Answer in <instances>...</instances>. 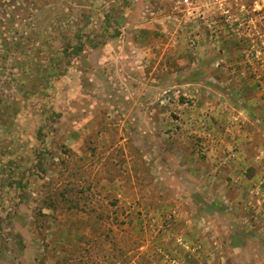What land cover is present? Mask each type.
<instances>
[{
  "label": "rangeland",
  "instance_id": "374dc122",
  "mask_svg": "<svg viewBox=\"0 0 264 264\" xmlns=\"http://www.w3.org/2000/svg\"><path fill=\"white\" fill-rule=\"evenodd\" d=\"M0 119V264H264V0H0Z\"/></svg>",
  "mask_w": 264,
  "mask_h": 264
},
{
  "label": "trees",
  "instance_id": "16d2710c",
  "mask_svg": "<svg viewBox=\"0 0 264 264\" xmlns=\"http://www.w3.org/2000/svg\"><path fill=\"white\" fill-rule=\"evenodd\" d=\"M81 37H82L81 35H78L77 36V39H78L77 43H75L73 45V47L69 51L66 50L65 51L66 52L65 54H68L69 53V54H74L75 56H77L79 53H81V51L83 50V47H84V43L80 42ZM67 56H72V55H67ZM65 58H66V56L65 55H62V56H60V57L57 58V62H56L55 58L53 59V69L50 72V76L47 77L46 81L44 80L43 84L41 85V87L38 90H35L34 92L31 93L32 96H36V95H40L41 96V95H44L47 92V89H52L53 88L54 80H56V78H58L61 74H63L67 70V69L64 70V68H65L64 67V63H65V61H63V60ZM67 58L69 60L70 57H67ZM55 83H56V81H55ZM53 112L55 114V111H53ZM0 120L2 122L4 119H0ZM9 125H10V123H9V121H7L6 122V126L8 127ZM11 184L13 186V183H11Z\"/></svg>",
  "mask_w": 264,
  "mask_h": 264
},
{
  "label": "built area",
  "instance_id": "2783aa9c",
  "mask_svg": "<svg viewBox=\"0 0 264 264\" xmlns=\"http://www.w3.org/2000/svg\"><path fill=\"white\" fill-rule=\"evenodd\" d=\"M195 44V41H193V45Z\"/></svg>",
  "mask_w": 264,
  "mask_h": 264
}]
</instances>
